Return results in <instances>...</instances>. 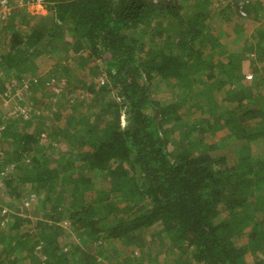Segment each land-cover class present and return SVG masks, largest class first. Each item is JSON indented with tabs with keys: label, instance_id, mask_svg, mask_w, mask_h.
Returning <instances> with one entry per match:
<instances>
[{
	"label": "trees",
	"instance_id": "trees-1",
	"mask_svg": "<svg viewBox=\"0 0 264 264\" xmlns=\"http://www.w3.org/2000/svg\"><path fill=\"white\" fill-rule=\"evenodd\" d=\"M9 1L0 94L23 89L27 110L0 108L17 210L0 264H264L263 2L34 0L47 15L17 22ZM60 47L90 83L61 62L44 74Z\"/></svg>",
	"mask_w": 264,
	"mask_h": 264
},
{
	"label": "rangeland",
	"instance_id": "rangeland-1",
	"mask_svg": "<svg viewBox=\"0 0 264 264\" xmlns=\"http://www.w3.org/2000/svg\"><path fill=\"white\" fill-rule=\"evenodd\" d=\"M10 3H13V2H10ZM16 15L18 16L17 17V22H19L20 21V15L23 16V19L26 20L27 17H28L27 15H30L32 17L46 16L47 15V11L45 10V8L42 5H40L38 3V4L31 5V6L26 5V7L24 6V7L20 8L17 11ZM29 31H31V30L28 29V32ZM61 50H62V48L60 47L58 56L55 55V54H53V55L50 54L52 57L51 56H48V57L46 56L44 59H40L38 61V63L41 64L42 71L44 72V74L47 73V71H48V69L50 67V64H52V63H57L58 64V63L61 62V66L69 64V68H70L71 74H73L74 76L75 75L78 76L77 75V73H78L81 76V78L86 79L87 83H90L91 77L88 76L89 73L87 74L88 69L86 67L75 69L73 67V64H72V61L74 60V58L72 59L73 56L70 57V55H69V57H67V59H62L61 55L65 56L66 53H65V51L62 52ZM67 52H68V49H67ZM75 59H77V58H75ZM246 64H247V62L243 64L242 68H244V69H242V70L245 71L246 78L249 79L252 73L250 71V68ZM81 71H86L87 76H84L86 74L82 73ZM98 80H100L99 82L102 83L104 81V76H101L100 79H98ZM62 81H65V79L62 80ZM92 81H95V80H92ZM96 81H97V79H96ZM11 83H14V81H12ZM8 88H9V86H8ZM14 90H15V95L13 97H11V98H5L3 96L5 94H3V95L0 94V108L2 109L1 111H2V113L4 115H6V117L15 115L16 113H18V109H19V112H21V113H24L27 110L26 107H21V106H19V103H18L19 102L18 99H20V96L22 95V92H23L21 90H23V89L18 88V87H16L14 85ZM8 93L9 92H6V94H8ZM79 93L80 92H77V93H74V94H79ZM9 95H12V94H9ZM18 95H20V96H18ZM76 96H78V95H76ZM96 102H97V100H96ZM93 105H95V104H93ZM93 105H92L91 110L92 111H98L97 109H98L99 106L98 105L93 106ZM125 124H126V122H124L122 120V125H125ZM59 146H60V148L62 150L66 149L64 145H59ZM19 173H20V175L22 174L21 172H19ZM14 186L19 187L18 188L19 189L18 193L21 195L20 199H21L22 206L20 205L18 207V209L20 211V214L23 213L22 216L24 218L31 219L32 222H37V221L40 222V220H41V218H39L40 215H37L35 213V211L32 209V205L35 204V202H36L35 194H27V190H25L26 189V184L23 183L22 181H20L19 179L18 180H16V179L14 180L13 187ZM11 199L12 198H11V195H9L8 189L5 186L1 185V187H0V219L1 218H4V219H3V221H2V223L0 225H1V227H4V225H5L6 226V230L8 229V227H7V220H5L6 217H4V216H6V214H8V213H11V215H13L17 211L15 209L16 208V203H11ZM17 213H19V212H17ZM144 236H145V239L147 241H149V242L151 241V236H149V233H146ZM111 245H112V248H114L113 244H111ZM118 247H119V245L116 248L118 249ZM2 248H3V245H2V242H0V253L2 252ZM129 249H131V248H129ZM89 250H91V249H89ZM2 257L3 256L0 254V261H2Z\"/></svg>",
	"mask_w": 264,
	"mask_h": 264
},
{
	"label": "built area",
	"instance_id": "built-area-1",
	"mask_svg": "<svg viewBox=\"0 0 264 264\" xmlns=\"http://www.w3.org/2000/svg\"><path fill=\"white\" fill-rule=\"evenodd\" d=\"M153 2H157L159 0H152ZM170 1V0H164ZM19 7H24L25 5H33L36 4L34 0H19L18 2ZM9 0H0V21L6 20L9 15H11V10L13 8L12 4L10 5ZM38 4V3H37Z\"/></svg>",
	"mask_w": 264,
	"mask_h": 264
},
{
	"label": "crops",
	"instance_id": "crops-1",
	"mask_svg": "<svg viewBox=\"0 0 264 264\" xmlns=\"http://www.w3.org/2000/svg\"><path fill=\"white\" fill-rule=\"evenodd\" d=\"M262 2H263V5H264V0H261ZM257 27V26H256ZM254 29V28H253ZM253 29H252V31H253Z\"/></svg>",
	"mask_w": 264,
	"mask_h": 264
},
{
	"label": "clouds",
	"instance_id": "clouds-1",
	"mask_svg": "<svg viewBox=\"0 0 264 264\" xmlns=\"http://www.w3.org/2000/svg\"><path fill=\"white\" fill-rule=\"evenodd\" d=\"M123 121H124V119H123ZM124 126V125H123Z\"/></svg>",
	"mask_w": 264,
	"mask_h": 264
}]
</instances>
